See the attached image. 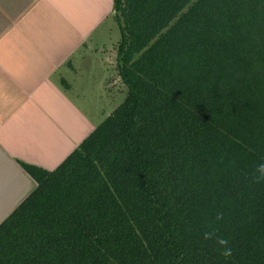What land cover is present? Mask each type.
I'll list each match as a JSON object with an SVG mask.
<instances>
[{
  "label": "trees",
  "instance_id": "1",
  "mask_svg": "<svg viewBox=\"0 0 264 264\" xmlns=\"http://www.w3.org/2000/svg\"><path fill=\"white\" fill-rule=\"evenodd\" d=\"M113 19L126 96L53 170L20 162L36 187L0 264H264V0H113Z\"/></svg>",
  "mask_w": 264,
  "mask_h": 264
},
{
  "label": "crops",
  "instance_id": "2",
  "mask_svg": "<svg viewBox=\"0 0 264 264\" xmlns=\"http://www.w3.org/2000/svg\"><path fill=\"white\" fill-rule=\"evenodd\" d=\"M112 19L113 0H0V223L36 187L20 162L53 170L105 118Z\"/></svg>",
  "mask_w": 264,
  "mask_h": 264
},
{
  "label": "rangeland",
  "instance_id": "3",
  "mask_svg": "<svg viewBox=\"0 0 264 264\" xmlns=\"http://www.w3.org/2000/svg\"><path fill=\"white\" fill-rule=\"evenodd\" d=\"M112 20L113 21L110 22V24H111V27H113V31L108 36L109 37L108 40L109 41L114 40L113 49H115L116 41H118L120 37V32H119V27L117 23L115 22L114 19ZM107 83L108 84L110 83V89H111L110 92H107V93L105 92V94L101 97H98V96L90 97L89 96L90 102L93 100L94 103L96 102V104L98 105L96 111L94 109H91V110H93L94 115H96L98 118H101V119L109 115L116 106L122 103L127 93V88L122 83V81H120V79L119 81H117V78L115 80L112 79V80H109Z\"/></svg>",
  "mask_w": 264,
  "mask_h": 264
},
{
  "label": "clouds",
  "instance_id": "4",
  "mask_svg": "<svg viewBox=\"0 0 264 264\" xmlns=\"http://www.w3.org/2000/svg\"><path fill=\"white\" fill-rule=\"evenodd\" d=\"M255 178L258 181L264 180V163L260 164L256 168V172L254 173ZM222 216L218 215L217 219H221ZM212 233H205L204 238L205 239H211L212 238ZM217 244L220 245L221 247L224 248V251L222 253L223 256L230 257L232 255V249L227 247L228 241L222 238H217Z\"/></svg>",
  "mask_w": 264,
  "mask_h": 264
}]
</instances>
